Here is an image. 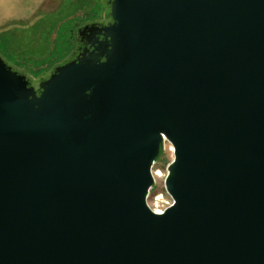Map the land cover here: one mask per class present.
Wrapping results in <instances>:
<instances>
[{"label":"water","instance_id":"obj_1","mask_svg":"<svg viewBox=\"0 0 264 264\" xmlns=\"http://www.w3.org/2000/svg\"><path fill=\"white\" fill-rule=\"evenodd\" d=\"M105 2L36 86L0 57V264H264V0Z\"/></svg>","mask_w":264,"mask_h":264},{"label":"rangeland","instance_id":"obj_2","mask_svg":"<svg viewBox=\"0 0 264 264\" xmlns=\"http://www.w3.org/2000/svg\"><path fill=\"white\" fill-rule=\"evenodd\" d=\"M45 5L38 6L25 20L7 21L0 26V57L25 74L34 86L55 66L71 59L81 26L108 19L104 0H66ZM172 158L173 147L165 142L152 168L154 183L147 197L152 209L156 206L164 209L172 202L164 185Z\"/></svg>","mask_w":264,"mask_h":264},{"label":"crops","instance_id":"obj_3","mask_svg":"<svg viewBox=\"0 0 264 264\" xmlns=\"http://www.w3.org/2000/svg\"><path fill=\"white\" fill-rule=\"evenodd\" d=\"M64 1L66 0H0V26L7 21L25 20L31 17L41 4H46L45 6L48 7V4H59Z\"/></svg>","mask_w":264,"mask_h":264},{"label":"flooded vegetation","instance_id":"obj_4","mask_svg":"<svg viewBox=\"0 0 264 264\" xmlns=\"http://www.w3.org/2000/svg\"><path fill=\"white\" fill-rule=\"evenodd\" d=\"M86 25V24H85ZM84 26V25H83ZM83 26H81L80 28H82ZM79 28V29H80ZM81 41V42H80ZM78 41V38H77V47H76V50L73 52V55L71 57V59L75 58V56L77 55V51L80 47H83L84 46V43H82V40Z\"/></svg>","mask_w":264,"mask_h":264},{"label":"bare ground","instance_id":"obj_5","mask_svg":"<svg viewBox=\"0 0 264 264\" xmlns=\"http://www.w3.org/2000/svg\"><path fill=\"white\" fill-rule=\"evenodd\" d=\"M164 147H165V144H164ZM170 148L172 149V147H171V145H170ZM155 173V172H154ZM159 174V173H158ZM154 176V175H153ZM159 198H157V200H158ZM156 202H158V201H156ZM156 204V203H155ZM153 210H155L156 212H161L162 211V209L160 208V207H158V206H156L155 208H153Z\"/></svg>","mask_w":264,"mask_h":264},{"label":"built area","instance_id":"obj_6","mask_svg":"<svg viewBox=\"0 0 264 264\" xmlns=\"http://www.w3.org/2000/svg\"><path fill=\"white\" fill-rule=\"evenodd\" d=\"M170 205V204H169ZM163 210V209H162ZM155 211V210H154ZM156 212V211H155ZM158 213H160V212H158Z\"/></svg>","mask_w":264,"mask_h":264}]
</instances>
